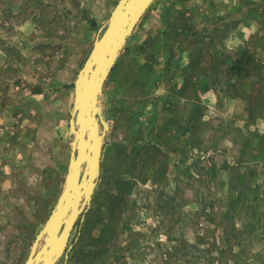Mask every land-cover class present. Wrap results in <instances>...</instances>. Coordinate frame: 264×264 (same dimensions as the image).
I'll return each instance as SVG.
<instances>
[{
    "label": "rangeland",
    "instance_id": "374dc122",
    "mask_svg": "<svg viewBox=\"0 0 264 264\" xmlns=\"http://www.w3.org/2000/svg\"><path fill=\"white\" fill-rule=\"evenodd\" d=\"M117 2L0 0V50L10 34H35L40 64L75 51L80 68ZM230 29L239 37L223 41ZM161 32L170 36L163 46L170 54L194 49L179 70L169 61L157 67ZM20 53L10 50L2 55L10 65H0V113L11 117L2 123L9 131H0V264L26 260L63 189L73 139L72 95L52 87L42 96L37 84L50 85L47 74L28 67L20 74L15 59L30 65ZM100 107L110 125L101 174L69 256L57 264H227L230 253L221 251L231 244L245 248L241 264H264L251 211L243 215L232 202L237 190L264 192V0H154L106 80ZM239 160L259 170L244 184Z\"/></svg>",
    "mask_w": 264,
    "mask_h": 264
},
{
    "label": "water",
    "instance_id": "95a60500",
    "mask_svg": "<svg viewBox=\"0 0 264 264\" xmlns=\"http://www.w3.org/2000/svg\"><path fill=\"white\" fill-rule=\"evenodd\" d=\"M153 2L118 0L77 74L69 119L73 139L65 183L23 264H57L63 256H69L72 230L90 206L101 174L103 145L110 126L102 115L100 97L128 38Z\"/></svg>",
    "mask_w": 264,
    "mask_h": 264
},
{
    "label": "crops",
    "instance_id": "0c3cea01",
    "mask_svg": "<svg viewBox=\"0 0 264 264\" xmlns=\"http://www.w3.org/2000/svg\"><path fill=\"white\" fill-rule=\"evenodd\" d=\"M176 20L177 19L172 18L171 22L176 21ZM177 23H179V22H177ZM236 24H238V22H236ZM237 31L238 30H236V29H230L227 34L225 33L221 37L222 40L223 41L226 40L227 36H228V39H230L232 37H234V38L239 37V33H241V32L240 31L237 32ZM17 34L18 33L10 34V40L8 42V43H10L9 46H2L3 49L0 50V51L3 54H0V65H6V66L10 65V64L8 65V62L6 61V59H2V57H3L2 55H6V57H7L6 53H8L10 50H13L15 53H17V51L20 50L21 51V53H20L21 59H25V57H27L28 62L30 63V65H25V64L23 65L22 63H20V61L18 59H15V60H17L15 62V64L20 66V68H21V69H19V73L20 74H22L23 72L27 73L28 72V68L30 69L29 72H32V73L42 72V73L47 74L46 77L48 79H46V81H48L51 86L48 85V84L45 86L42 83H39V84H37L39 86V88L36 87L39 91H42V96L45 95L44 92H46V91L50 92V88H52V87H58V88L64 87V90L66 91V93L67 94L70 93V95H72V99L74 100V81H75L76 78L72 79L71 76L76 71L79 72L80 68L82 67L81 66L80 68H77L78 65H77V61H76V58H75V56H76L75 51H74V56L73 57H69V59L65 58L64 62H62V63H60V61H58L54 66L51 65V63L46 64V65L43 63L45 65L44 66L43 64H40V62H39L40 58L37 55V50H39V48H37L36 45L40 42V39L37 40V38H35V34H32V36H30V38H24L25 40H23V38L20 37V34L19 35H17ZM175 35H176V32H175ZM159 36H160V34H159ZM42 37L45 38L46 40H49V38H50L47 35L42 36ZM169 37L170 36H169L168 33L161 32L160 40L156 42V45L161 46V48H159V49L156 48L157 50H156L155 58H156L157 63H158L157 67L159 65L162 67L163 65H166L165 64L166 61H169V63L167 65L169 67H171L172 71L174 69L175 70H177V69L179 70L181 65H186V63L187 62L189 63L190 59L192 57H194V49L188 46V47H186V49H188V50H186V51L182 50L179 53L178 48H176V50H174L175 53L173 52L172 54H170L171 47L169 49L163 48V46L166 47L167 45L171 44L168 41ZM191 39H192V37H191ZM174 41H175V39H174ZM0 43H1V39H0ZM27 46H29V48L30 49L32 48L33 50H30L29 53L25 54L26 52L24 53V49ZM35 47H36V50L34 49ZM184 52H185V54H184ZM12 64H14V63H12ZM26 67H28V68H26ZM158 69H160V68L158 67ZM54 70H56L57 73L61 74L60 78H58L57 76L56 77L53 76V74H55ZM162 77H161V79L158 78L159 80L157 79L158 82H156V84H159L160 89H163L162 84L165 85ZM176 81L177 80H174V82L172 83V86L177 84ZM201 90L204 91L205 87H202ZM171 96H172V94H171ZM168 97H169L168 95L165 96L166 100H168L167 99ZM73 100H72V102H73ZM25 102H26V99H25L24 103ZM5 117H6V119H5ZM26 117L27 116H24L25 119H26ZM7 120H8V122H10L11 121V117L7 113H5V114H1L0 113V127H2V129H0V131L2 130L4 133L8 132L9 131L8 129H10V127H8V126H3V124H6Z\"/></svg>",
    "mask_w": 264,
    "mask_h": 264
},
{
    "label": "trees",
    "instance_id": "16d2710c",
    "mask_svg": "<svg viewBox=\"0 0 264 264\" xmlns=\"http://www.w3.org/2000/svg\"><path fill=\"white\" fill-rule=\"evenodd\" d=\"M194 118L195 116L193 115L192 119ZM143 147L144 146H140L130 151V153L133 154L132 161H134V158H136L137 154H139L141 151H143V149H145ZM259 156L264 159V150L259 151ZM254 161L258 162V160ZM236 170L238 172L237 177L240 184H244L248 173L252 177H254L259 172L258 167L252 166L244 160H239L238 164L236 165ZM253 190L255 191L254 196H251V194L246 193L247 190L245 192L240 190H237L236 193L232 192V202L233 204L238 205H236L235 210L239 211L243 215L249 214V212L251 211L252 218L254 221L253 229L251 231H255V233L257 232L256 234H258V236L261 238V241L264 243V192L261 191L260 185L255 186ZM245 227L246 223L244 224L243 229H245ZM240 233H242V231H240ZM229 249L230 250L221 251L224 254L230 253V258H228L227 264H241V257L245 252V248L241 246V250L234 251L231 244ZM94 252L95 251H90L86 256H89L90 254L91 256H93Z\"/></svg>",
    "mask_w": 264,
    "mask_h": 264
}]
</instances>
